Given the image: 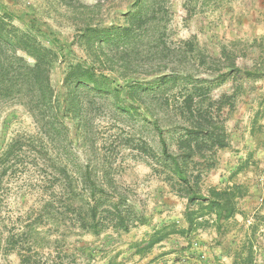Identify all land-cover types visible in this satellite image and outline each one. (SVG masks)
I'll use <instances>...</instances> for the list:
<instances>
[{"label": "rangeland", "instance_id": "1", "mask_svg": "<svg viewBox=\"0 0 264 264\" xmlns=\"http://www.w3.org/2000/svg\"><path fill=\"white\" fill-rule=\"evenodd\" d=\"M133 1L0 0L11 26L49 51L52 102L80 99L85 121L64 119L71 161L109 166L140 220L128 232L80 230L73 208H59L58 191L43 193L44 163L17 157L0 182V264H264V0H145L154 19L133 27L126 45L86 51L83 32H118ZM78 64L92 67L109 93L65 85ZM188 97L228 140L188 160V172L201 170L205 196L233 184L245 190L236 215L193 232L186 199L170 188L161 143L177 154L191 127L177 110ZM26 102L23 95L0 101V152L17 135L40 136ZM158 231L165 238L142 249Z\"/></svg>", "mask_w": 264, "mask_h": 264}, {"label": "trees", "instance_id": "2", "mask_svg": "<svg viewBox=\"0 0 264 264\" xmlns=\"http://www.w3.org/2000/svg\"><path fill=\"white\" fill-rule=\"evenodd\" d=\"M144 2L145 0L133 1V7L137 8L129 16L128 25L115 28L118 32L113 33L114 27L99 30L87 28L80 37L86 51L94 54L102 50V44L115 41H124L126 45L133 38L135 31L133 27L140 29L149 17L154 19V14L147 16ZM8 17L9 14L6 12L0 14V101L12 100L23 95L40 136L17 135L10 140L0 152V182L12 160L17 157L25 158L27 154L33 155L44 163L45 175L41 181L44 183L41 186L43 193L53 195L54 190H57L59 208H73L75 215L78 216L76 221L80 230L94 235L107 229L128 232L133 224L140 220L127 204V198L119 192V182L110 175L111 168L103 162L80 165L71 161L70 156L74 155V148L64 119L80 121L82 108L80 99L69 95L63 107L52 102L49 51L35 43L29 36L18 33L7 20ZM19 53L24 54L29 60L18 56ZM65 85L83 89L88 87V90L97 94L109 93L102 86L94 69L80 64L71 67ZM193 104L192 99L188 97L177 109L178 118L191 124L178 140L177 154H171L163 138L161 141L162 162L172 167L170 176H167L174 182L170 188L176 196L187 201L185 221L188 232L208 225L211 220L219 223L231 219L238 213V201L245 196L244 188L238 184L223 189L210 188L205 196L199 185L201 170H197L195 175L188 172V160L196 156L203 158L204 151L224 149L228 146L223 126H216L212 113L203 114L198 110L199 104L197 107ZM206 114L207 117L204 116ZM79 127L80 125H77L78 132ZM50 202L52 200L47 201L49 204ZM165 236L162 231L156 232L148 241L143 242L142 249H150Z\"/></svg>", "mask_w": 264, "mask_h": 264}]
</instances>
